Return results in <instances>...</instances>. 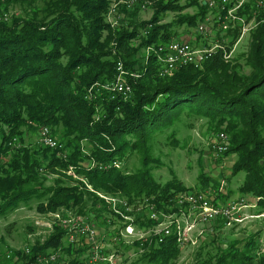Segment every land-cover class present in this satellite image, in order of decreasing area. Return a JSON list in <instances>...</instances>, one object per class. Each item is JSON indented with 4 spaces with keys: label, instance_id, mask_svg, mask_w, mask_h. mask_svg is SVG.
I'll list each match as a JSON object with an SVG mask.
<instances>
[{
    "label": "trees",
    "instance_id": "1",
    "mask_svg": "<svg viewBox=\"0 0 264 264\" xmlns=\"http://www.w3.org/2000/svg\"><path fill=\"white\" fill-rule=\"evenodd\" d=\"M145 1L153 9L149 19H137L142 11L138 6L119 7L125 17L112 27L107 17L112 0H0V8L19 11L0 20V219L35 203L42 213L65 206L105 227L106 220L118 224L104 200L83 182L71 181L69 166L98 192H118L129 202L146 200L164 209L190 187L175 174L163 183L154 177L153 170L161 166L154 146L159 135L177 145L182 116L205 119L215 136L223 131L229 138L227 151L215 162L235 154L230 176L243 172L244 177L236 196L227 189L221 198L243 197L252 205L251 214L264 213V10L256 12V26L232 58L224 59L218 51L200 67L183 65L159 75L155 57L142 68L144 46L181 37L179 27L195 28L206 6L204 0ZM190 7L193 13H181ZM250 10L255 11L247 4L237 13L250 19ZM166 12L176 15L164 21ZM214 29L228 48L239 33L236 25L224 34L216 25ZM246 40L248 49L238 52ZM117 61L140 69V77L128 80L131 92L126 97L103 88L114 80ZM41 126L59 139L60 152L25 143L24 132ZM13 137L19 146L11 148ZM132 155L138 156L140 166L128 172L122 166ZM113 161L123 165L114 166ZM50 173L55 175L51 181ZM198 176V189L218 185L204 173ZM258 234L227 240L225 247L212 243L214 250H206L204 257L200 253L194 264H264V252L257 254ZM59 238L56 229L33 254L58 246ZM119 245L136 253L138 262L130 264H173L180 252L175 233L162 242L150 235ZM73 254L65 250L69 264L77 261ZM27 257L21 254L23 260Z\"/></svg>",
    "mask_w": 264,
    "mask_h": 264
},
{
    "label": "built area",
    "instance_id": "2",
    "mask_svg": "<svg viewBox=\"0 0 264 264\" xmlns=\"http://www.w3.org/2000/svg\"><path fill=\"white\" fill-rule=\"evenodd\" d=\"M204 4L206 6V14L194 28L195 32L201 35V40L193 42L190 38L181 36L179 39H171L162 44H148L142 50V68H145L150 57H155L160 64L159 75L170 73L173 69L183 65L200 67L205 59L218 51L222 53L224 59H230L234 55L238 44L256 26V12L264 10V0H204ZM247 4L250 5L251 9H255V11L250 10L252 14L250 19L245 14L237 13L239 9H242ZM148 5L149 3L145 0H112L107 14L108 22L112 27H116L119 24L121 16V13L118 12L119 7L131 9L138 6L141 10H145ZM7 18L8 14L6 12L0 14V20L5 21ZM214 25L221 29V34H224L229 27L234 25L238 27V37L231 47H226L222 40L212 34L216 30ZM139 71L140 69L125 68L121 61H117L114 80L104 84L103 88L126 97L131 92L128 80L140 77ZM37 141L36 144L38 146L58 149V151L61 149L59 141H57L47 126L40 127ZM8 145L11 148L17 147L19 146V140L13 137L8 142ZM228 146L229 139L227 134L223 131L217 133L215 140L211 144L212 155L215 160L223 156ZM112 165L116 166L118 162L113 161ZM67 173L72 176L78 175L73 166L68 167ZM81 181L89 191L96 193L104 200L108 211H111L118 224L112 225L109 224L110 220H106L108 227L103 225L102 227L88 216L74 212L71 207H65L57 212L41 213L46 214L44 221L36 219L31 224L35 231L28 235L29 241L23 246L6 249L1 258L10 259L13 264H69L68 257L65 256V250H70L75 251V254L72 255L77 259L75 264H124L123 255L127 256L128 253L123 251L119 242L131 245L136 239H146L145 232L137 230L136 227L137 223L135 220L140 215L142 216L139 207H132L127 199L104 195L96 191L83 178ZM142 202L148 203L146 200ZM174 203L192 204V207L200 213L198 221L203 223H206V221L214 223L218 216L226 221L225 225H231L233 221L240 222L248 217L264 218V213L257 215L246 214V209L252 207V205L248 204L243 197L227 199L222 202L214 201V198L208 195V191L187 190L176 195ZM147 212L149 219H157V215L151 205L148 206ZM186 220H183L182 223L178 222L174 230L169 228L167 224L160 229L154 230L158 242H162L165 237L173 233L176 234L178 246H182L190 240L188 233L190 234L194 224L188 218ZM56 229L60 231V244L48 248L46 251H37L33 254V248L45 242L49 236L55 233ZM34 236H38L39 239L35 240ZM263 252L264 237L258 240L257 254L259 255ZM21 254L28 257L23 260ZM132 254L136 255L133 251L131 252Z\"/></svg>",
    "mask_w": 264,
    "mask_h": 264
},
{
    "label": "rangeland",
    "instance_id": "3",
    "mask_svg": "<svg viewBox=\"0 0 264 264\" xmlns=\"http://www.w3.org/2000/svg\"><path fill=\"white\" fill-rule=\"evenodd\" d=\"M148 2V1H147ZM149 3V2H148ZM194 8H186L181 13L183 14H191L193 13ZM0 14L2 12H6L8 14L7 21L12 15H18L19 11L17 9H8L5 10L0 8ZM153 9L149 3L148 7L145 10L138 11L136 13L138 20H147L151 17ZM175 12H166L164 21H170L175 17ZM125 17L121 15V18ZM3 21V20H1ZM124 23V21H123ZM178 33L182 37L194 38L197 33L194 28L186 29L185 26L177 28ZM215 31L212 32L214 34ZM221 34V33H220ZM213 37V36H212ZM180 38V37H179ZM174 38V39H179ZM185 38V39H186ZM192 38V39H193ZM201 38V37H200ZM248 42L246 40L241 43V47L238 48V52H245L248 49ZM178 133L176 134L177 145L167 144L164 135H159L157 140L158 143L155 142V155L159 156L161 166L153 170L154 177L160 181L165 182L171 178L173 174L186 186L190 187V191H208V195L214 198V201H226L228 198H221L224 192H227L229 189L234 192V196L237 195V186L242 182L244 173L239 172L233 176H230L233 162L236 159L235 154H230L226 156L220 163H216L215 158L212 155V147L211 144L215 140L216 131L211 130L208 126L207 121L205 119H195L188 118L186 116H182L181 121L178 123ZM39 129L35 132H27L25 131L23 134L25 143H36ZM50 129V128H49ZM221 132V131H220ZM54 137L59 141V139L54 135ZM229 139V138H228ZM60 144V143H59ZM61 145V144H60ZM81 145L85 147V141L81 142ZM83 147V148H84ZM10 152V151H8ZM60 152V151H58ZM7 154L6 153H3ZM65 153H63L64 155ZM65 157V156H64ZM223 157V156H222ZM2 160V154H0V161ZM92 162L88 161L86 164H91ZM123 163H118L117 167H120ZM126 166V170L128 172H133L136 168L140 166V161L138 156L132 155L127 161L124 163ZM200 173H204L205 175L212 177L218 181V185L208 186L206 189H198L201 185V182L198 180V175ZM66 174L71 177L72 182H79L82 178L86 181L87 179L81 175L72 176L67 173ZM55 175L53 173L47 174L48 179L50 180ZM51 181V180H50ZM82 182V181H81ZM49 183V182H48ZM47 183V184H48ZM89 183V182H88ZM84 184V183H83ZM90 184V183H89ZM85 186V185H84ZM86 188V187H85ZM87 189V188H86ZM228 189V190H227ZM88 190V189H87ZM104 195L108 196H116L119 198L126 199L125 196L121 193H115L113 195L100 192ZM227 197V196H226ZM233 198V197H232ZM175 202V198L171 199ZM132 207H139L140 213L142 216H139L141 221H144L145 224H142L140 220H135L137 230L145 232L146 239L147 236L154 235V230L160 229L164 227L166 224L169 228L175 229V226L178 222L182 223L183 220L187 221L188 218L190 222H193V228L188 233V240L182 246L179 247V255L174 260L173 264H194L196 260L199 258V254L202 253L201 257L205 256L206 250L212 252L213 244L212 243H220L223 247H225V243L227 240L236 239L243 240L246 239L247 236L259 233L256 237L258 239H262L264 237V218L263 217H248L247 219H243L240 222L233 221L231 225H225V220L220 218L216 219L214 223L207 222L203 223L199 220L198 211L193 208L192 204L189 203H172L165 204L164 209H157L155 204L150 202H130ZM152 206L154 212L157 215V219L151 220L148 217V206ZM35 203H30L27 206H21L17 210L13 211L5 218L0 219V257L8 248H15L18 246H23L25 243L29 241L28 235L35 231V229L31 226V224L38 220L44 221V216L46 214H41L42 212L38 211L35 207ZM65 206L59 207L54 210L57 212L58 210L64 209ZM251 208H247L245 212L252 213ZM51 211V212H54ZM133 212V209H132ZM43 218V219H41ZM152 221V225L148 224V221ZM41 221V222H42ZM143 222V223H144ZM102 226V225H100ZM103 227V226H102ZM35 228H37L35 226ZM152 230V231H150ZM35 240H38V236L33 237ZM143 240V241H145ZM215 240V241H214ZM201 247V248H200ZM133 249H129L125 252L128 253L127 256L123 255L124 264H130L132 262H138L137 255H131ZM262 254V253H260ZM131 255V256H129ZM137 260V261H136ZM142 264V263H141Z\"/></svg>",
    "mask_w": 264,
    "mask_h": 264
},
{
    "label": "crops",
    "instance_id": "4",
    "mask_svg": "<svg viewBox=\"0 0 264 264\" xmlns=\"http://www.w3.org/2000/svg\"><path fill=\"white\" fill-rule=\"evenodd\" d=\"M187 38H189V37H187ZM193 38V37H192ZM192 38H190L191 40H193V42H196V41H199V40H201V38L200 39H192Z\"/></svg>",
    "mask_w": 264,
    "mask_h": 264
}]
</instances>
